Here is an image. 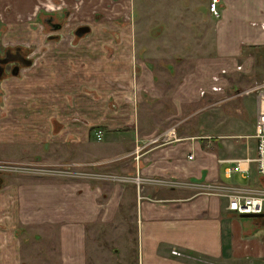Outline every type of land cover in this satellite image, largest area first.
I'll list each match as a JSON object with an SVG mask.
<instances>
[{
	"label": "crops",
	"instance_id": "crops-1",
	"mask_svg": "<svg viewBox=\"0 0 264 264\" xmlns=\"http://www.w3.org/2000/svg\"><path fill=\"white\" fill-rule=\"evenodd\" d=\"M134 1L0 0V32L16 44L4 51L0 45V54L18 51L24 56L21 40L41 42L36 23L53 7L60 9L54 14L69 12L60 31L71 30L78 40L74 47L56 46L57 31L50 28V44L43 47L38 64L44 79L20 86L6 112L0 110V159L66 169L50 176L0 173V264L264 260V217L241 218L226 208L227 195L237 188H264V177L250 161L255 156L258 97L255 114L241 118L245 111L238 100L243 90L227 85L232 73L242 69L237 61L243 53L264 47V0H220L218 18L208 11L206 0L204 19L178 18L186 27L191 22L209 27L218 54L214 75L224 74L221 85L213 86L220 90L210 86L200 95L193 88H176L173 109L164 120L144 119V124L141 113L135 122L130 112H122V122L115 120L113 110L108 112L110 86L103 80L119 81L116 77L128 78L134 71L126 54L129 47L107 61L110 48L122 42L116 34L126 31L122 43L129 46L130 30L146 28L133 19ZM189 36L182 42L189 44ZM103 51L105 55L98 57ZM227 86L234 90L229 92ZM218 107L217 113L210 112ZM76 113L91 120L88 127L72 119ZM170 126L176 128L177 141L134 151L138 143ZM104 140L114 148L103 151L95 145ZM237 161L243 171L233 170ZM38 228L40 234L30 232Z\"/></svg>",
	"mask_w": 264,
	"mask_h": 264
},
{
	"label": "rangeland",
	"instance_id": "rangeland-1",
	"mask_svg": "<svg viewBox=\"0 0 264 264\" xmlns=\"http://www.w3.org/2000/svg\"><path fill=\"white\" fill-rule=\"evenodd\" d=\"M205 1L192 0L189 9L185 8L189 0L134 1L133 19L143 21L144 25L147 24L146 28L143 30L141 28L130 30L131 43L129 46L123 45L124 40H122V38L127 36L126 31L124 33L122 30L120 34H116L115 36L117 40L119 39V43L121 41L123 43L121 42L118 46L113 45L108 52L109 55L107 54L109 56L107 60L109 63L116 58L120 50L124 53L126 52V48L129 47V53L126 52V54H129L134 71L132 70V75L128 78L124 76L116 77L120 79L119 81H114V79L109 77L103 78L104 82L110 86L109 92L107 91V96L111 99L108 112L113 110L115 120L122 122V112H126L125 114L130 112L131 114L133 113L134 122L138 118L139 113L142 114L139 116L142 124H144V119L151 121L157 119L159 122H162L164 116L173 109L171 101L174 100L173 92L176 88L181 86L182 89L188 87L192 90L193 88L197 94L201 91L200 95H202L205 89L220 84L221 76L224 74L221 76L214 75L217 68L215 58L218 57V54L215 46L212 47V34L208 32L210 30L209 27L206 25L207 28L202 29V26H197L194 22L189 23V27H186L184 22L179 21L181 24L178 22L180 16L186 17L188 21L204 19L205 10L202 12V9H204ZM153 2L156 3V6H153ZM56 9L54 7V10ZM42 16L45 15H40L39 22L35 26L36 31L41 36V39L38 41L41 42L27 43V40H21L19 43V46L23 49L24 56H28L27 58L31 60L32 64L30 66L18 64L19 71L16 75H13L10 70H6L0 78V110L5 108L3 112L7 110V102L10 97L13 98L23 85L31 84L33 81L40 83L44 79L38 64L45 52L43 47L47 48L50 44L48 36L51 34L48 31L52 29H50V23L45 22ZM51 19L63 23L66 21L67 16L54 14ZM144 30L145 35L141 37V31ZM188 33H190V36L192 35V41L198 40L197 44L202 41L204 45H197L192 41L189 44L182 42L188 38ZM54 34L56 37L53 39V44L56 46L68 44L74 47L78 45L76 42L78 40L71 30L69 32L59 30L54 32ZM0 45L2 46V51H4V49L14 47L16 44L10 43L6 39V33L1 31ZM205 52L210 53L207 59L203 57ZM243 54V58L237 61V64L242 65V69L238 70L237 74L232 73L227 85L230 84L229 86H233V88L237 87L245 91L264 81V47L248 50ZM100 55L104 56L105 52H98L97 56L99 57ZM228 65L231 67V64L227 63ZM120 70L119 72L121 73ZM20 86L22 87L20 88ZM233 90L229 91L228 88L229 92ZM212 91L218 92L219 89L215 88ZM243 91L239 95L241 98L238 102L241 103L243 112L245 111V115H242L241 118H246L251 114H255L258 92L243 94ZM217 109L220 110L221 108H211L210 112L217 113ZM197 116L195 115V118ZM72 119L78 121L84 127H88L91 123L89 118L84 115L80 116L77 113ZM142 127L147 126L143 125ZM95 145L103 151H110L114 148V145L105 140ZM4 149L7 150V148ZM41 149L42 147L40 146L35 151ZM8 175L6 177L9 178L16 176L12 174ZM126 221H129L130 226H132L130 220ZM36 225L40 227L41 224L37 223ZM114 227L115 229L117 228V226ZM134 228L135 225L132 229L134 230ZM40 230L42 228L30 232L40 234ZM37 238H40V236ZM40 244L42 243L39 242L38 245Z\"/></svg>",
	"mask_w": 264,
	"mask_h": 264
},
{
	"label": "built area",
	"instance_id": "built-area-1",
	"mask_svg": "<svg viewBox=\"0 0 264 264\" xmlns=\"http://www.w3.org/2000/svg\"><path fill=\"white\" fill-rule=\"evenodd\" d=\"M220 0H209L208 11L212 16L218 18ZM58 9V8H57ZM218 87H213V89ZM220 90V88H218ZM258 92V110L256 114L253 137L256 140L255 156L250 159L256 164L258 175L264 177V81L253 87L243 91V94ZM241 94V92H240ZM239 95V94H237ZM97 139H100V132L96 134ZM178 140L175 126H170L163 131L150 136L143 142L138 143L134 151L139 152L146 146L170 144ZM191 156H189V159ZM66 169L60 164H47L40 161L32 162H15L10 160L0 159V173H31L35 175H59L65 173ZM235 171H243L239 161L233 166ZM137 179V178H136ZM228 203L227 210L241 216L244 214H264V188L260 190L247 191L245 189L235 190L232 194L227 195ZM171 253L175 256H181L179 251L172 250ZM251 264H264L263 261L252 262Z\"/></svg>",
	"mask_w": 264,
	"mask_h": 264
},
{
	"label": "flooded vegetation",
	"instance_id": "flooded-vegetation-1",
	"mask_svg": "<svg viewBox=\"0 0 264 264\" xmlns=\"http://www.w3.org/2000/svg\"><path fill=\"white\" fill-rule=\"evenodd\" d=\"M61 8V7H60ZM58 10H60L58 8ZM63 10V9H62ZM57 10H54V7L52 8V10L50 11V13H46L45 16H43L44 21L50 23V27L54 30V31H59L60 29L64 28V26L66 25V21L65 22H59V21H53L51 19V17L54 16V13H56ZM68 11H64V16L68 17ZM65 19V18H64ZM59 26V27H58ZM55 28V29H54ZM58 37V36H57ZM25 56H21V53L18 51H15L14 53H2L0 55V65L3 67V72L0 73V78L4 75L6 70H10L11 73L12 71H19V66L18 64H25L26 60ZM25 59V60H24ZM30 61V60H28Z\"/></svg>",
	"mask_w": 264,
	"mask_h": 264
},
{
	"label": "water",
	"instance_id": "water-1",
	"mask_svg": "<svg viewBox=\"0 0 264 264\" xmlns=\"http://www.w3.org/2000/svg\"><path fill=\"white\" fill-rule=\"evenodd\" d=\"M29 63H30V61L26 60V63L25 64H29ZM2 72H3V67L0 65V73H2ZM12 74L13 75H16L17 74V71H12ZM240 217L241 218H260V217H264V214H244V215H241Z\"/></svg>",
	"mask_w": 264,
	"mask_h": 264
}]
</instances>
